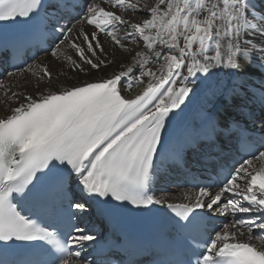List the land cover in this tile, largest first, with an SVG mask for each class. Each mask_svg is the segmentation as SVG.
<instances>
[{"label":"snow or ice","instance_id":"obj_1","mask_svg":"<svg viewBox=\"0 0 264 264\" xmlns=\"http://www.w3.org/2000/svg\"><path fill=\"white\" fill-rule=\"evenodd\" d=\"M0 22L27 25L25 38L55 36L64 49L51 42L45 50L69 69L53 78L44 65L35 86L46 80L45 90L35 95L0 80V264H139L128 237L101 240L91 225L129 205H165L174 214L167 239L183 237L189 253L174 264H264V247L252 243L264 245V163L253 164L264 162V139L221 183L201 186L194 177L195 191L181 194L186 202L149 194L171 171H191L189 153L199 152L217 177L225 168L216 159L220 141L236 122L206 116L210 133L176 137L171 158L165 129L176 110L203 96L249 118L252 105L264 112V0H0ZM112 64L118 70L95 76ZM141 84L142 93L127 98ZM200 209L233 219L197 240L191 233L207 215Z\"/></svg>","mask_w":264,"mask_h":264},{"label":"bare ground","instance_id":"obj_2","mask_svg":"<svg viewBox=\"0 0 264 264\" xmlns=\"http://www.w3.org/2000/svg\"><path fill=\"white\" fill-rule=\"evenodd\" d=\"M155 3V0L152 1L150 6ZM147 9H145L146 11ZM131 21L132 22H138L143 19H146L147 16H138V15H131ZM63 23V22H62ZM75 23V21H73ZM79 27V25H77ZM85 28H89V26L85 25ZM54 44H57L59 40L56 39L55 36H53ZM64 45H61L59 43L58 48L56 50L61 51L64 49ZM108 49L106 48V51ZM70 51V50H69ZM46 54V53H45ZM62 57V56H61ZM112 58L111 56L109 57ZM117 60L122 59L120 57L119 53L116 54L115 57ZM64 59L63 58H54L51 56V54L43 55L42 58L37 60L36 65H40L41 67L36 71V75H32V73L26 72H19L21 73L20 76H15L10 81L8 77H5L4 81L13 82L15 85V90L24 92L26 91L30 95H35L37 92L44 91L45 90V83L46 80L40 84V87L37 88L36 82L38 77L40 76L41 72L43 71V66L48 65V67H52V70H49L53 78H55L58 71H64L69 72V69L66 66H62L61 62ZM117 65L112 64L109 67L103 69L102 71L96 72L95 76L103 77L106 74H111L113 71H116ZM17 74V73H16ZM3 77V78H4ZM63 79V77H61ZM145 89V85L141 84L139 87H136L132 92L127 94V98H132L135 95L139 94ZM4 99L3 93H0V117H3L5 115V107L2 103ZM241 101L236 100L234 101V104H240ZM16 104L13 103L11 107H15ZM251 111L252 116L251 118L247 117L246 115L241 114V112L237 109L235 106H229L226 105L223 101V99H210L205 97H200L198 99H194L193 103L185 109L183 112H180L179 110H176L178 115L171 120L170 129L173 131V135L170 139V145L172 146V151L169 153L170 157L173 158L174 152H175V138L184 136L186 132H192L195 130V132H198L199 135H205L207 133H210V128L207 125L205 121L206 116H213V117H219L222 121L227 120L229 122H232L233 120L236 122L237 125H244L248 128L258 127L262 126L264 127V124L261 123V119H264V112L260 111L257 106L252 105ZM233 135V133H232ZM190 138V137H189ZM224 141V139H222ZM227 142V140H226ZM264 162H261L259 160L253 161L254 166L260 167L261 164ZM201 167V165H199ZM180 173L177 172V170L171 171L167 177L157 180L153 185H151L149 194L155 195L157 198L163 196L165 197L167 202H174V203H180V202H186L183 201V197L181 196L182 193L188 192V188H179L177 182L180 181ZM162 183L170 184L168 187V191L161 192L159 189L161 188ZM218 189L212 188V191L215 192ZM157 207H166L165 205H155ZM208 211L209 213H215L210 212L207 209H204ZM240 216L248 217L251 214H238ZM227 217V222L233 219L231 215L225 216ZM91 225H94L95 232L98 233L99 238H101L104 234L103 227L99 220L93 219L91 221ZM90 225V227H91ZM83 226V225H81ZM234 230V229H233ZM221 231V230H219ZM245 235H247V231L245 229ZM87 243V242H86ZM252 243L257 245V247H264V245L261 244L259 240L253 239ZM89 250V249H88Z\"/></svg>","mask_w":264,"mask_h":264},{"label":"rangeland","instance_id":"obj_3","mask_svg":"<svg viewBox=\"0 0 264 264\" xmlns=\"http://www.w3.org/2000/svg\"><path fill=\"white\" fill-rule=\"evenodd\" d=\"M152 1L153 0H140V4L143 6V5H148V6H150V4L152 3ZM131 15H138V16H143L142 14H131ZM55 47V46H54ZM58 48V45L55 47V49H57ZM47 54H51V51H49L48 53H46V54H43V55H47ZM43 55H40L37 59H35L30 65H32V66H36V64H37V60H39L40 58H42V56ZM62 56V55H61ZM59 57V58H63V56L62 57ZM29 67V66H28ZM27 67V68H28ZM53 68L52 67H50L49 68V70H52ZM23 72H26V71H24V70H22ZM27 73H31V72H27ZM20 74L21 73H17V75L16 76H20ZM1 80H5V78H3V79H1ZM254 161H257V160H254ZM255 231V230H254ZM257 240V239H256Z\"/></svg>","mask_w":264,"mask_h":264}]
</instances>
